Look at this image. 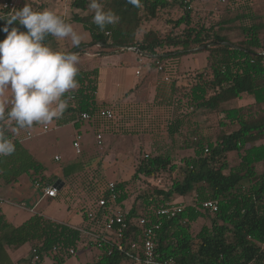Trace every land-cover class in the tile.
I'll return each instance as SVG.
<instances>
[{"label": "trees", "instance_id": "1", "mask_svg": "<svg viewBox=\"0 0 264 264\" xmlns=\"http://www.w3.org/2000/svg\"><path fill=\"white\" fill-rule=\"evenodd\" d=\"M227 1L221 13L208 12L202 19L195 15L197 12L193 8H187L179 0H141L139 8L133 7L127 0H100L105 11H113L119 17L117 24L107 26L103 32L93 23L94 12L87 16H73V20L84 24L92 37L87 46L78 47L77 53L88 52L97 46L101 52L96 54L101 57L133 47L137 49L134 52L151 60L152 66H163L159 70L163 74L156 79L151 91L152 102L147 101V110L153 107L159 112L168 109L171 117L166 119V129L163 127V132L155 135L158 137L155 143L157 152L141 159L133 179L141 174L150 178L177 169L167 140L174 142L177 136L182 137L184 148H193L194 154L182 159L185 166L182 180L175 179L168 189L157 187L152 193L140 192L134 199L129 189L131 181H119L114 182L117 197L112 200L108 187L110 181L101 167L97 168L88 187L92 200L79 208L83 219L76 226L40 213H34L25 222L14 225L1 214L0 264H15L7 247L20 248L26 243L52 257L55 263L71 256L70 248L78 251L82 247H95L99 253L98 261L85 264H123L128 258L136 263V257L144 259L141 247L144 227L139 224L142 216L147 218V225L161 223L155 230L158 260L173 259V264H264V168L258 169L259 164L264 165V17L256 13L252 0ZM90 2L73 0L72 5L85 10ZM178 9L181 10L179 17L166 19V23H172L173 29L182 28L179 33L172 29L162 35V30L155 27L142 31L145 23L162 19L164 11L173 14ZM12 14L13 11L0 3V17L7 19ZM5 25L6 21L0 20V29ZM11 27L26 31L17 22L9 26V30ZM6 35L0 31V40ZM51 40L52 37H48L46 41L50 47ZM201 46H205L200 51L207 52V64L195 69L190 75V82L183 85L181 76H187L186 72L194 69L183 72L182 58L198 51L193 49ZM99 73L98 67L79 69L76 77L79 88L66 94L70 97L68 108L61 118L56 119L58 125L73 123L79 128L84 122L80 119L81 114L88 112L91 115L88 122L116 134L115 122H126V111L130 106L140 108L144 101L136 104H125L123 98L113 103L99 101ZM144 79L128 90L124 97L136 95L138 91L145 93L147 86ZM246 97L251 98L247 104L225 105ZM204 108L223 114L225 121H221V125L237 127L223 133L216 143L205 142L203 137L193 141L188 139L187 132L190 133L191 129L187 127L191 116ZM103 109H111L113 118L102 117L100 112ZM137 112L141 114L139 120L147 119V111ZM0 128L4 129L16 148L12 155L0 157V191L25 174L33 182L54 184L52 177L45 175L46 167L16 135L15 122L10 128L4 120ZM197 128L193 130L196 134L199 133ZM125 132H133V129ZM143 133L153 134L146 127ZM234 151L239 160L231 164L227 154ZM85 165V161L79 159L64 166L61 179L65 184L61 190L66 185L71 189L74 175L81 172ZM59 192L60 189L58 195ZM192 192L193 201H183L186 207L176 216L157 215L156 210L163 203L175 200V194L185 199ZM67 195L69 193L65 197ZM101 197L107 200L104 206L98 204ZM130 200L132 202L128 205ZM208 200L217 202L215 212L201 207ZM112 206L122 209L127 223L121 239L122 248L115 242L104 247H97V243L93 246L94 235L101 236L105 232L106 217ZM208 212L212 215L211 225H204L194 234L192 223ZM90 213L92 217H89ZM133 242L139 244L138 249L131 247Z\"/></svg>", "mask_w": 264, "mask_h": 264}, {"label": "rangeland", "instance_id": "2", "mask_svg": "<svg viewBox=\"0 0 264 264\" xmlns=\"http://www.w3.org/2000/svg\"><path fill=\"white\" fill-rule=\"evenodd\" d=\"M6 0H0V3ZM73 0H16V8L13 12L19 11L25 4L32 7L34 11L52 10L61 15L67 22L71 23L73 28L82 36L83 45H88L91 40V33L84 26L82 22L73 20V16L78 14L80 16H87L94 11L91 8L82 10L72 5ZM254 9L259 15L264 17V0H252ZM227 0H196L193 10L197 12V16L204 19L208 12L221 13L226 7ZM162 19L159 21H151L145 23L142 27V31L150 27L162 30V35L173 29L172 23L167 24L166 19H174L179 17L181 10L174 12H163ZM170 13V14H168ZM182 28L173 29L179 33ZM141 31V32H142ZM61 41V46L65 51L75 52L80 57L79 69H87L89 67H98L100 69L98 78V91L97 97L101 102H112L118 98H123L125 93L134 86L137 82L145 78L146 89L145 93L141 94L139 91L136 95L131 96V99L127 103H141L140 108L130 106V109L126 111L127 120L122 123L120 120L115 122L116 134H112L107 131V128L96 127L95 124L84 121L83 124L77 128L73 123L64 125H58L56 119L49 124V128L45 130L43 125L34 124L32 128L18 129L16 135L26 148L39 160L45 167L47 174L52 177L54 182L62 177V171L64 166L70 161L83 159L85 161L84 169L74 175L71 183V189L66 185L63 189H60L59 195L55 198H45L38 200L42 196V191L36 186V183L25 174L13 183L7 185L0 195L4 199L1 204L4 212L8 215L9 220L14 224H21L25 222L33 213H40L48 216L52 219L67 222L71 224H79L82 222V212L79 210L81 206L89 203L92 198L89 192V184H91V178L94 175V171L101 167L102 172L110 182L119 181H131L129 189L132 190V199H134L140 192L146 191L152 193L154 188H169L172 181L175 179L182 180L184 177V162L182 159L186 156L193 155V148H184L183 138L177 136L176 141L171 142L167 140V146L171 151L173 161L177 164V169L172 173H160L155 177H146L139 175V178L133 179L136 173L141 159L145 155L157 152L156 141L158 137L156 133L163 132V127L166 129V119L171 117L168 109L159 110L149 109L148 102H152L153 91L155 81L163 74L159 71L158 67L151 65V60H145V64L141 65V75L136 74L138 62L132 56L130 52L123 53V58L117 56L116 61H112L110 55L107 57L101 56L100 47H92L88 52L77 53V48L72 46L70 38H66ZM205 46L196 47L191 54L184 55L182 58L181 69H194L183 71L188 74L187 76H181V82L183 85H187L192 78L191 73H194L195 69L207 64V52L203 50ZM71 49V50H70ZM129 48L127 49V51ZM121 53V52H120ZM92 54V55H91ZM118 58L124 60V64L121 66L115 65ZM160 73H159V72ZM182 72V73H183ZM5 99L9 101L7 107H11V92L10 90L5 93ZM146 101V102H145ZM251 101L250 97H246L241 101H230L225 103L228 107L239 106L241 104H247ZM137 111H147V119H141V114ZM185 111H189V108H185ZM140 116V117H139ZM191 121L188 125V129L191 132H187L188 139L204 138V141H211L216 143L223 133H229L235 129L236 125H221V121H225L223 114L213 112L208 108L200 109L194 116H191ZM7 125L11 128L14 121L6 120ZM142 121V122H141ZM143 123V124H141ZM122 124V125H121ZM198 125V126H197ZM198 128H197V127ZM144 127L149 128L152 131V135H145L143 133ZM186 128V129H187ZM197 128L199 132L196 134L193 132ZM101 129V130H100ZM133 132H125L131 131ZM28 132L30 134H28ZM81 134V152L77 153L73 141L77 134ZM98 133L103 134V143H97ZM165 134V132H164ZM150 145H152L150 147ZM227 160L231 164L238 162L239 157L237 153L230 152L227 154ZM59 156L60 159H56ZM224 159V158H223ZM264 165L259 164L258 169L262 170ZM69 193L65 197V194ZM194 193H190L185 199L175 194L176 201H193ZM19 199H23L19 201ZM132 200L128 203L130 205ZM22 203L25 206H21ZM211 214L208 212L205 217L199 218L196 222L192 223L191 231L196 234L204 225H211ZM27 247L21 249V253H24ZM99 259V253L95 247L88 248L82 247L78 250V253L66 257L61 263L56 264H85L86 262H96ZM138 264V262H136ZM132 259H127L123 264H136ZM48 264H55L48 260Z\"/></svg>", "mask_w": 264, "mask_h": 264}, {"label": "clouds", "instance_id": "3", "mask_svg": "<svg viewBox=\"0 0 264 264\" xmlns=\"http://www.w3.org/2000/svg\"><path fill=\"white\" fill-rule=\"evenodd\" d=\"M133 7L142 6L141 0H127ZM93 23L103 32L107 26L119 22L113 11H105L100 0H91ZM0 29L6 38L0 40V123L14 121L16 128H32L34 124L49 125L62 117L68 108L67 93L79 88L80 57L75 52L54 50L46 43L48 37L57 40L70 38L78 48L82 36L61 15L52 10L34 11L25 4L5 19ZM17 22L19 27H11ZM11 92V107L5 93ZM15 144L0 128V157L12 155Z\"/></svg>", "mask_w": 264, "mask_h": 264}, {"label": "built area", "instance_id": "4", "mask_svg": "<svg viewBox=\"0 0 264 264\" xmlns=\"http://www.w3.org/2000/svg\"><path fill=\"white\" fill-rule=\"evenodd\" d=\"M183 4L186 5L187 8L191 9L194 7L195 1L196 0H179ZM5 8H9L11 11H13L16 7V0H6L3 4ZM129 50H136V48L129 47ZM141 62V60H140ZM159 70L163 69V66L160 64L158 66ZM137 75L141 74V66L140 68L136 71ZM167 79V77H166ZM100 115L104 117L105 119H111L114 116V113L111 109H103L100 112ZM91 118L90 113L88 112H83L80 116V119L87 121ZM43 128L47 130L49 128L48 125H43ZM28 134H30L28 132ZM82 136L81 134H77L76 138L73 141V145L77 151V153L81 152V140ZM97 143L102 144L103 143V134L98 133L97 135ZM208 151V149H206ZM56 159H60L59 156H56ZM36 186L41 189L42 194L44 197H56L58 195V187L55 184L52 183H41L40 181H35ZM109 190L111 193V198L112 200H115L117 197V193L115 191V183L110 182L109 183ZM107 200L104 197H101L98 201V204L100 206L106 205ZM186 205L183 201H167L163 203L157 210L156 213L158 216H167V217H174L180 212H182L185 209ZM201 207L205 210H209L211 212H215L218 209V204L216 201L208 200L204 201L201 205ZM2 214V211L0 209V215ZM92 213L89 214V217H92ZM147 218L142 216L139 218V224L144 227L143 230V239H142V249H143V254H144V259H140L139 257L135 258L136 262H142L144 264H173L174 260L173 259H168V260H158L156 258V245H155V230L158 229L161 225V223L153 224V225H147ZM127 228V223L125 221V217L123 214L122 209L119 206H112L109 209V214L106 217V222H105V232L104 234L100 235H94V240L92 241V245L94 246L95 243H97V247H104L105 245H108L110 243H116L119 245L120 249L122 248L121 246V239L124 236V232ZM132 248H137L139 247V244L137 242H133L131 244ZM54 250H57L56 247H54ZM31 253V258L33 260L34 264H48V260H50L52 263H55L54 259L52 257H49L46 254H42L37 251V249L33 248ZM78 251L75 250L74 248L69 249V254L70 255H75L77 254ZM128 257L130 255L128 254ZM56 264V263H55Z\"/></svg>", "mask_w": 264, "mask_h": 264}, {"label": "crops", "instance_id": "5", "mask_svg": "<svg viewBox=\"0 0 264 264\" xmlns=\"http://www.w3.org/2000/svg\"><path fill=\"white\" fill-rule=\"evenodd\" d=\"M91 40H92V37H91ZM91 40L89 41V43L91 42ZM88 43V44H89ZM49 44L50 45H52V47L55 49V50H57V51H65V50H63L62 48H60V46H61V41H59V40H57L56 38H54V37H52V40L49 42ZM80 45H83V42H81V44ZM87 46V45H86ZM70 47H73V46H70ZM74 48V47H73ZM78 49V48H77ZM71 50V49H70ZM126 52H130L131 54H132V56L136 59V61L138 62V67H137V69H136V71L140 68V66L141 65H144L145 64V60H144V57H142L141 55H139V54H137L136 52H134V51H131V50H128V51H124V52H121V53H113V54H109L110 55V57H111V60L114 62V61H116L115 59L117 58V56L119 57V56H121L122 58H123V53L125 54ZM89 53V52H88ZM92 55V54H91ZM108 55H105V57H107ZM104 57V56H103ZM122 58H118V61L116 62V64L115 65H117V66H121V65H123L124 64V60L122 59ZM140 60H141V62H140ZM89 68H94V67H89ZM142 68V67H141ZM141 75V74H140ZM139 76V75H138ZM138 83V82H137ZM136 83V84H137ZM136 84L134 85V86H132L131 88H134L135 86H136ZM130 88V89H131ZM129 89V90H130ZM131 96H132V94L131 95H129L128 97H123V102L125 103V102H128V100L129 99H131ZM119 99H121V98H118V99H116V100H113L111 103H113V102H116L117 100H119ZM45 175L46 176H49L48 174H47V171H45ZM54 181V180H53ZM55 183V182H54ZM59 183H60V185L58 186V187H60L61 185L62 186H64V182L62 181V179L61 178H59ZM61 186V187H62ZM6 187V186H5ZM4 187V188H5ZM4 188L2 189V190H4ZM1 190V191H2ZM1 191H0V193H1ZM45 198H55V197H44L43 196V194H42V196H41V198L38 200V202L40 201V200H43V199H45ZM23 199H19V201H22ZM3 201H4V199L2 198V195H0V209H1V211H2V214L9 220V217H8V215L4 212V209H3V207H2V203H3ZM21 204V206H25V205H23L22 203H20ZM34 214V213H33ZM32 214V215H33ZM31 215V216H32ZM30 216V217H31ZM29 217V218H30ZM48 217V216H47ZM10 221V220H9ZM11 222V221H10ZM69 224H71V223H69ZM80 224V223H79ZM17 225H19V224H17ZM71 225H73V226H76V225H78V224H71ZM24 247H27V250L24 252V253H21V249L22 248H24ZM7 250H8V253H9V255H10V257L12 258V260H13V262L15 263V264H34L33 263V260H32V258H31V253H32V247H31V245H30V243H26V244H24L23 246H21L20 248H9V247H7Z\"/></svg>", "mask_w": 264, "mask_h": 264}, {"label": "water", "instance_id": "6", "mask_svg": "<svg viewBox=\"0 0 264 264\" xmlns=\"http://www.w3.org/2000/svg\"><path fill=\"white\" fill-rule=\"evenodd\" d=\"M137 50V49H136ZM59 183V180H57L54 184L57 186V184ZM62 186V185H61ZM61 186L58 187V189H61Z\"/></svg>", "mask_w": 264, "mask_h": 264}]
</instances>
